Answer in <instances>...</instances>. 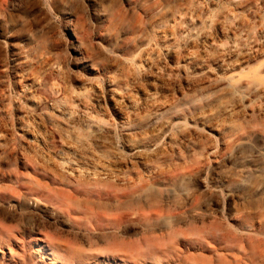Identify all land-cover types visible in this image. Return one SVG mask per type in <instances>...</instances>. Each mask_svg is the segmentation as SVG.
<instances>
[{
    "label": "bare ground",
    "instance_id": "1",
    "mask_svg": "<svg viewBox=\"0 0 264 264\" xmlns=\"http://www.w3.org/2000/svg\"><path fill=\"white\" fill-rule=\"evenodd\" d=\"M26 1L0 0V264H138L158 235L190 264L226 260L223 237L263 245L264 203L225 229L212 170L264 173V0H53L11 40Z\"/></svg>",
    "mask_w": 264,
    "mask_h": 264
},
{
    "label": "rangeland",
    "instance_id": "2",
    "mask_svg": "<svg viewBox=\"0 0 264 264\" xmlns=\"http://www.w3.org/2000/svg\"><path fill=\"white\" fill-rule=\"evenodd\" d=\"M39 4H42V5L44 4L45 9L44 10L41 9V5ZM53 8H54L53 0L26 1L23 4L22 8H20L17 11L12 12L6 17V21H4V23L2 24V28L4 29L5 32L6 31L8 32L11 40L22 39L33 28L39 27L40 24L43 23L45 18L49 16V14H53L52 13L54 11ZM55 20L57 23L60 24V20L58 17H56ZM4 56H5V48L3 45L0 44V60ZM262 161L263 159L262 160L253 159L247 164V166L251 168L254 164H258L259 162L263 163ZM212 171H214L213 176L228 177L230 181L227 184V186L224 187L222 190L223 201L226 204V206H225V212L223 214V217H221V222L225 229H228L233 234H239V232H237L238 230L236 226L238 224V220H240L241 215H248L250 213L257 212L259 210L260 205L264 203V195L258 191L260 187L264 185L263 184L264 183V173L256 174L252 176H246L240 171L239 168L236 167V165H231L229 163H227L222 168H215ZM216 202H217V199L214 196L207 195L205 196L204 207L207 206V204H211L213 208H216L218 204V202L217 203ZM22 207L24 210L26 211L28 210L27 205H24V206L22 205ZM231 227H233L234 230ZM135 233H136V229L131 227L130 234L135 235ZM240 241L241 240L238 238L234 239V238H230L229 236L216 240L215 242H216V245L219 246L218 247L219 251L221 250L220 252L221 253L223 252L224 255H227L228 258L224 260L223 262L215 259L214 264H222V263H226L227 261H231L232 264L237 263L233 259L234 257L233 254L235 256H242L241 258H239L241 259L242 264H254V263L264 264V251H263L264 243L262 245L261 243H258L256 241H253V242H248V241L240 242ZM149 244H150L149 246L148 244H143L141 247H138L136 250H134L133 252L134 258H135V260H133L134 262H137L138 264H174V263L179 264V262L180 264H190L192 263V260H193V259H190V257L192 255L197 254L193 252V250L182 254L179 251L180 248L172 244L169 241V237L162 238L160 235H158V237H154V238L152 237L150 239ZM6 250L9 251L8 249ZM73 252H74L73 253L74 255L76 254L77 257L79 256L83 260H85L86 259L85 257L91 254H94L95 250H90L87 247H75ZM96 252L97 253L95 254H102L103 251H96ZM258 254H260V256ZM257 255L259 257V260L255 258V256ZM206 256L207 258H209V255H206ZM253 258L257 262L256 261L254 262ZM247 259L250 263L247 261ZM244 260L246 261V263H243ZM207 263L209 264V262Z\"/></svg>",
    "mask_w": 264,
    "mask_h": 264
}]
</instances>
